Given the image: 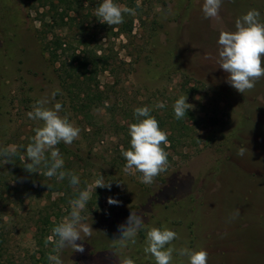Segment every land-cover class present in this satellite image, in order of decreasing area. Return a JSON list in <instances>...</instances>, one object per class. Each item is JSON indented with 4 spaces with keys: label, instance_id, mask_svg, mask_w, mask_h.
Listing matches in <instances>:
<instances>
[{
    "label": "rangeland",
    "instance_id": "1",
    "mask_svg": "<svg viewBox=\"0 0 264 264\" xmlns=\"http://www.w3.org/2000/svg\"><path fill=\"white\" fill-rule=\"evenodd\" d=\"M93 1L98 6L103 2ZM114 3L134 9L133 32L106 47L115 71L101 75L99 83L108 91V101L88 119L70 111L57 67L41 51L40 24L36 13L29 12L30 4L0 0V150L16 149L10 159L0 155V264H38L34 238L40 220L49 216L54 221L59 214L62 222L71 212V203L61 213L56 206L61 197L57 183L69 181L70 175L49 178L43 164L38 173L24 168L31 162L26 148L43 125L28 113L42 100L48 101L45 108L59 102V115L80 129L71 145L56 146L64 161L58 171L79 177L76 192H90L82 215L92 233H82L83 241H77L83 253L71 248L59 253L63 264H123L126 259L155 264L144 251L146 233L153 227L177 233L169 245L177 249L172 264H188L178 254L182 247L206 250L207 264H264V77L253 89L237 92L219 67L217 44L220 32L235 31L236 19L249 10L259 11L264 23V0H222L216 19L204 18V0ZM99 25L86 26L90 35L85 42L93 38L92 46L104 34ZM182 96L192 105L182 118L188 129L177 130L173 147L164 146L166 171L153 183H142L134 168L125 171L122 156L131 147L129 125L138 122L134 110L147 106L168 133L173 105ZM157 103L165 106L157 108ZM240 148L246 149L242 156ZM101 177L110 189L95 188ZM109 197L120 203L109 205ZM131 212L143 218L144 226L135 243L121 247L118 229Z\"/></svg>",
    "mask_w": 264,
    "mask_h": 264
},
{
    "label": "clouds",
    "instance_id": "2",
    "mask_svg": "<svg viewBox=\"0 0 264 264\" xmlns=\"http://www.w3.org/2000/svg\"><path fill=\"white\" fill-rule=\"evenodd\" d=\"M222 0H204L202 12L206 19H216ZM124 14L134 15L132 8L118 5L114 0H103L96 9L95 16L101 23L109 26L119 25L124 21ZM259 11L249 10L242 17L235 21V31H222L218 37V63L219 67L228 74L227 82L239 93H244L255 87L256 81L264 77V23L259 20ZM59 91V90H57ZM56 92L52 93L53 99ZM187 97H180L173 105L176 119L185 117L192 105L186 103ZM47 100L38 101L33 111L28 113L31 119L43 122L41 127L35 129L33 142L26 148V159L30 163H25V169L30 173H38L41 164L46 168L45 175L49 178L57 177L64 179L70 175V183L73 186L79 184V177L75 174L58 171L63 168L64 161L59 149L56 147L63 142L71 145L79 137L80 129L74 126L67 117L59 115L62 105L57 102L53 108H45L43 105ZM163 103H157V108H163ZM150 109L138 107L134 110V115L138 118L137 123L129 125L130 149L122 151V156L126 160L125 171L135 169L142 174V183L151 184L154 178L166 171L168 165V153L165 147L169 144L168 134L161 130L159 122L150 115ZM143 119H139V118ZM246 149L240 148L238 155H243ZM50 153V158L46 157ZM0 155L11 158L16 155L15 146L0 150ZM25 159V160H26ZM6 163L8 160L6 159ZM109 188V183H104L103 178L95 181V188ZM90 199V192L83 190L78 197L71 201V212L68 217L56 225L53 229L55 246L53 251L57 255L49 254L51 264H63L59 253L65 248H71L73 252H84V246L77 241H83L84 236L92 233L91 225L84 223L85 217L82 215L87 202ZM109 205H118L120 202L112 197L107 200ZM237 209L235 216H239ZM144 226L141 216L131 212L126 224L119 226L121 232L117 242L121 247L131 241L135 243L138 231ZM178 239L175 231L167 228L160 229L153 227L146 233L145 253L150 254L155 259V264H172L173 253L177 251L175 247L169 246ZM181 257L188 258V264H207L208 253L206 250H193L182 247L178 250ZM123 264H133L130 259L123 261Z\"/></svg>",
    "mask_w": 264,
    "mask_h": 264
},
{
    "label": "trees",
    "instance_id": "3",
    "mask_svg": "<svg viewBox=\"0 0 264 264\" xmlns=\"http://www.w3.org/2000/svg\"><path fill=\"white\" fill-rule=\"evenodd\" d=\"M26 1L30 4L29 12L34 11L37 15L40 24L37 39L41 51L46 55L48 62L57 67L56 75L61 91L69 103L70 111L75 117L83 116V118L92 119V112L100 105H104L109 96L108 91L101 90L99 78L106 72L114 74L115 71L112 66L113 58L110 60L106 56V47L111 45L114 38L132 35L134 19L130 14H124V21L119 25L109 26L106 23L99 25V18L92 14V11L99 6L93 0ZM93 7L95 9L92 10ZM40 9L43 12H40ZM92 17L93 19L90 20ZM94 21L99 25L97 28L104 33L96 41V46H92L93 38L85 42L87 35H90L86 26ZM98 52H102L103 55ZM171 117L172 120L168 122L170 131L169 134L167 133L169 148L174 146L173 137L177 130L181 132L183 129H188L183 119ZM57 185L61 187L60 191L58 190L61 197L56 199V206L59 207L57 211L61 213V210L76 199L80 192H76L77 186H73L70 179L63 180ZM67 197H70V200H67ZM62 217L56 214L54 221H51V217L46 216L37 225L34 239L40 255L38 264H47L49 254L54 253L49 248H54L55 244L50 242L49 238L56 239L52 229L61 223Z\"/></svg>",
    "mask_w": 264,
    "mask_h": 264
}]
</instances>
